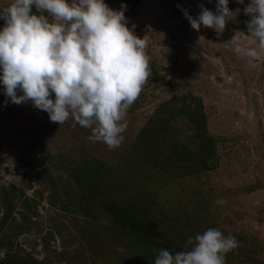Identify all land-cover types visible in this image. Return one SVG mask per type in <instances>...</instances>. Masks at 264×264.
Wrapping results in <instances>:
<instances>
[{"label": "rangeland", "instance_id": "obj_1", "mask_svg": "<svg viewBox=\"0 0 264 264\" xmlns=\"http://www.w3.org/2000/svg\"><path fill=\"white\" fill-rule=\"evenodd\" d=\"M10 2L0 0V5ZM105 3L114 10L126 5L127 27L147 42L149 77L127 110L124 140L111 150L92 143L90 129L73 127V120L50 122L31 103L5 105L0 90V189L13 184L25 191L22 198H29L27 205L15 200L16 220L0 228V258L10 250L20 253L19 259L32 256L44 264H154L159 247L144 242L153 258L125 247L134 241L125 231H113L110 216L92 226L82 214L64 210L82 199L73 170L84 161L101 160L110 167L101 189L109 188L114 199L127 202L141 198L138 205L155 223L157 242L178 252L185 250L189 237L216 228L240 244L227 254L226 264H264V60L250 66L234 54L231 40L247 30V0L244 5L229 0V9H239V14L219 36L203 26L193 30L182 15L196 18L200 5L215 12L217 0ZM183 96L203 100L215 152L208 160L211 169L178 176L185 168L175 162L174 144L196 150L198 142L188 118L176 115L170 104ZM158 131L163 134L156 136ZM148 144H159V152ZM217 200L226 203L215 204ZM86 233L95 240L85 239Z\"/></svg>", "mask_w": 264, "mask_h": 264}, {"label": "clouds", "instance_id": "obj_2", "mask_svg": "<svg viewBox=\"0 0 264 264\" xmlns=\"http://www.w3.org/2000/svg\"><path fill=\"white\" fill-rule=\"evenodd\" d=\"M211 3V0H209ZM244 5L245 0H236ZM217 0L215 12L200 5L196 18L182 11L193 30L222 35L239 9ZM126 5L105 0H11L0 5V90L5 105L28 104L50 122L73 120L90 129L88 140L118 148L124 140L127 110L149 77L147 42L127 27ZM247 30L235 34L232 51L255 67L264 60V0H247ZM215 204L226 201L217 200ZM240 246L235 237L209 228L189 237L185 250L160 249L154 264H226Z\"/></svg>", "mask_w": 264, "mask_h": 264}, {"label": "trees", "instance_id": "obj_3", "mask_svg": "<svg viewBox=\"0 0 264 264\" xmlns=\"http://www.w3.org/2000/svg\"><path fill=\"white\" fill-rule=\"evenodd\" d=\"M3 25L4 21L0 20V28H2ZM180 102L182 103V106L177 108L175 103ZM170 104H172L174 109H177V113H175L176 115L186 116L188 118L193 129L195 130V135L197 136L198 140L196 150L187 148L184 145H180L179 143L174 144L171 152L173 153V156H176L179 159H175V162L182 163L180 166L181 170L185 168L184 173H182V171L181 173L177 172L178 176L211 169L208 160L212 157V152H215V139L213 135L210 134L208 129L207 115L203 100L201 98L191 99L190 96H183L181 98L175 97L174 99H171ZM174 109H171L169 112L172 113ZM149 131L150 129L148 130V134ZM161 134H163V132L158 131L156 136ZM148 146L153 150V152H159V144H148ZM137 149L140 150V152L145 153V155L147 154V150L144 151L143 147L141 148V146H137ZM173 158L171 157V161L174 160ZM171 161H167L166 164L168 166L170 164L173 166L174 163ZM109 172L110 167L107 168L105 163L101 160H94L93 162L84 161L78 164V166L73 170L72 175L75 184H77L82 190V199L80 200V203L68 205L64 210L74 214H82L84 217L83 222L85 224L93 223L92 226H94L96 220L101 221V219L108 218L110 216L114 226L113 231H125L124 234H129V239L134 241L131 242L128 240V242H130L126 243L124 246L136 248L135 252L140 253L142 251V254L146 252V257L153 258L154 256L151 254V251L145 249V241L150 242L152 245L155 244L157 247H159L158 250L165 249L170 253L175 254L176 251L173 248L174 246L161 244L155 240L154 235L158 234V230L156 229L153 220L146 217L148 211L146 212L142 207H139L140 205L138 204L141 198L136 199L131 197L130 202H127L126 200H120L117 198L114 199L112 197L111 191H109V188L101 189L102 182L106 179V176H108ZM96 178H99V180ZM29 186H32V184H29ZM17 192H19V195L16 194ZM24 195L25 191L13 184L11 185V189H5L3 187L0 189V211L2 210V207L6 208V211L2 210L5 213L3 214L4 218L2 219L3 221H1L0 228L3 229L4 226L8 224V222L10 223V219H12L11 221L16 220L13 218L15 211L18 209L15 200L22 199L23 203L27 205L26 202H29V198L27 196L22 198ZM66 196L67 198L71 199L72 196H76V193H72L71 196L67 194ZM91 219H95L94 222ZM85 235L87 238H85ZM85 235L84 238L91 241L95 240L96 238L91 233H86ZM1 237L5 239L4 233L1 235ZM1 245L2 242L0 241V248L3 247ZM19 257L20 253H13L8 250L4 257L0 258V264H15L16 260H24L25 264H44L32 256L30 257V261L25 255H21L20 259Z\"/></svg>", "mask_w": 264, "mask_h": 264}]
</instances>
